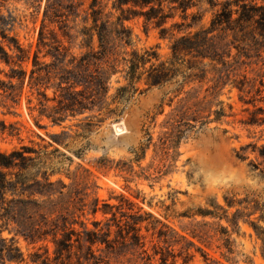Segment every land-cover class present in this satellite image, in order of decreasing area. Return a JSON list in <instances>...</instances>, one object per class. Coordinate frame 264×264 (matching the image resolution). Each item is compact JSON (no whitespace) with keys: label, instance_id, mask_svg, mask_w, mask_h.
Here are the masks:
<instances>
[{"label":"rangeland","instance_id":"rangeland-1","mask_svg":"<svg viewBox=\"0 0 264 264\" xmlns=\"http://www.w3.org/2000/svg\"><path fill=\"white\" fill-rule=\"evenodd\" d=\"M91 1H56L62 16L55 24L45 21L48 45L60 41L76 56L86 52L81 38L69 40L63 30L74 36L91 26ZM226 1L191 0L185 21L181 10H171L174 18L164 27L173 31L164 38L143 18L125 22L131 32L128 44L111 30L100 65L101 75L109 78L107 97L94 108L77 96L83 105L57 125L47 116L66 98L69 85H60L59 75L68 59L57 64L45 56L50 47L38 46L48 0H0V32L16 40L29 58L22 64L25 82L21 86L14 80V88L8 85L10 67L0 63V81L7 87V93L0 89V123L6 126L0 130V154L29 147L39 157L28 170L0 168V182L7 183L0 191V264H9L6 245L22 256L20 264H33L35 254L49 258V264H162V254L166 264H264V247L252 227L264 230V125L248 124L264 118V33L255 25L238 33L223 24L210 34L204 53L225 65L183 57V65L195 66L200 80L192 77L183 85L179 77V83L148 88L143 76L135 84L138 91L124 96H130L127 102H113L117 90L128 86L124 59L133 51L153 49L160 61L169 60L170 34L178 36L172 25L184 23L180 28L186 33L210 28ZM252 1L264 5V0ZM97 8L101 20L111 24L120 14L113 0H101ZM0 41L6 45L1 33ZM92 45L99 50L97 37ZM241 48L249 59L238 56ZM36 53L41 63L54 65L43 67L37 87L30 80ZM109 66L116 71L105 75ZM114 109L117 113H109ZM44 174L55 183L45 190L63 192L52 202L36 194L44 190L39 185L45 183ZM207 212L212 215H202ZM136 216L147 219L139 246L123 239V229ZM93 222H100V233L111 228L109 244L85 241L84 231L95 230ZM63 224L75 233L71 247L57 257L54 240L62 239L63 231L54 228Z\"/></svg>","mask_w":264,"mask_h":264},{"label":"trees","instance_id":"trees-1","mask_svg":"<svg viewBox=\"0 0 264 264\" xmlns=\"http://www.w3.org/2000/svg\"><path fill=\"white\" fill-rule=\"evenodd\" d=\"M59 0H48L44 18L43 28L40 32V39L38 46L50 47L49 51L45 56L52 57L57 64H62L68 59V65L66 68H63L64 74L59 75L61 80L60 85L63 83L69 85L68 91L64 94L66 98L60 99L57 101L58 106H55L51 110V114L47 116L53 124L61 125L66 118V114L73 113L72 110L76 105H83L84 101L78 100L77 96L83 97L84 100L89 101L92 107H97L96 103L100 101V98H106L109 93V78H106L101 75L100 67L101 63L104 62L107 55L108 40L111 30L115 34V39L128 44L131 37L130 30L125 26L126 21H130L134 18H143L145 24H154L155 27L159 28L160 37H166L167 33L173 31L172 29L165 28L164 26L168 23L169 20L174 18V14L171 13V10H181L182 19L185 21L189 15L187 14L188 10L192 7V4L189 5L191 0H113V8L120 12L119 16L116 18L115 23H109V21H102L100 16L102 14L101 10L98 9V5L101 0H92L90 3L91 14L90 18L92 21L91 26H83L79 31H75V35L71 36L68 32L63 30V37L69 40L82 39L84 44L80 45L81 49H86V52L81 53L79 56L71 53L70 49L65 47L60 41H55L48 45L47 36L44 28L45 21H48L49 24L58 23L57 19L62 16L61 6ZM109 1V0H108ZM212 1V0H211ZM177 4V6H175ZM168 7L169 11L166 12L165 8ZM211 7H214V4H211ZM236 15V17H234ZM227 24L228 29L233 32L245 33V30L250 25H255L257 31L264 33V5H258L252 0H228L226 1L222 9L215 15V18L211 22L210 28H201L199 31L195 32H184L180 27L184 26V23L178 25L177 23L172 25V28L177 29L178 36L175 34H170L173 39L171 46V58L167 61H160L158 54L153 49L146 50L143 53L133 51L128 59H124L125 65L127 67L125 73V80L128 81V86H123L117 90L113 102L125 100L127 102L130 96L125 99L124 96L128 95L131 91H138L135 88V84L139 82L143 76L145 77V83L148 88L163 86L166 84H171L172 82L179 83L177 79L182 77V84H187L190 78L193 80H200V76L196 74L195 66L183 65V57L191 56L192 58L199 59L201 61L209 59L211 62L220 61L214 59L213 56H207L204 53V50L211 45L210 34H212L217 27ZM113 26L110 29V26ZM66 27V26H64ZM191 28V26H188ZM61 30L63 29L60 28ZM3 40L6 42V45L0 41V63L5 64L10 67V74L7 76L9 79V87L14 88L12 82L14 80L19 81V84L23 86L26 79V71L22 69V64L26 62L29 58L26 57L24 49L19 45L16 40H10L5 32H0ZM173 33V32H172ZM97 37L98 42V51H95L93 48V40ZM242 52H239L238 56L240 58L245 57L249 59L250 56L247 54V49L241 48ZM54 51V52H52ZM260 56V55H259ZM63 60V61H61ZM222 65H225V62L221 60ZM69 65L73 68L68 69ZM34 69L31 70L30 80H34V85L37 87L39 83L36 84L40 78V74L44 71L43 67L54 66L53 64L47 65L39 61L38 53L35 54L33 60ZM95 68V72L91 71V68ZM116 71L114 66H109V69L104 71V74L110 75L112 72ZM38 75V77H36ZM78 87L87 88L88 92L85 93L83 90L77 91ZM6 84L0 81V89L5 91ZM60 89H63L60 86ZM243 89V85L239 87ZM39 93L40 90H39ZM46 98V95L43 94ZM64 97V96H62ZM104 109V107L102 108ZM83 110H88V108H83ZM101 111V109L99 110ZM118 109L109 110V113H117ZM91 117H86V120H89ZM248 124L253 125H264V118L257 119L256 121L251 120ZM5 124L0 123V130H5ZM33 154L37 155L38 152L33 148L22 147L20 150L12 152L9 155L0 154V168H20L22 170H28L33 167L34 163H37L39 157L32 156ZM264 155V154H262ZM2 175V174H1ZM44 184H39L42 192L36 194L47 197L49 201L52 202V197L57 193L62 195V191L59 192H48L45 190L46 187H52L55 183L49 180V176L44 174ZM36 183H40L36 181ZM6 179L0 182V191H3L6 188ZM65 187V186H63ZM228 207H232V204L228 202ZM220 210H224L219 207ZM97 208L93 209V214L97 213ZM226 212V211H224ZM203 216L212 215L210 212L207 214H202ZM215 216V215H214ZM133 222L127 224V228L123 229L127 233L123 237L122 228L120 225H117L123 239L130 238L132 244L139 246L142 242L141 235V224L147 221L146 218L142 216H136ZM149 219V218H148ZM260 220L264 221V216L260 217ZM95 230H85V241L91 246L100 243V244H109V237L111 235V228L109 227L106 232L100 233L101 230H97L100 222H93ZM252 227L258 237L262 241L264 247V230L256 225L252 224ZM55 230L61 229L63 231V238L54 240L56 244L55 253L58 257L63 255L64 251L69 249L72 245L73 233L75 230L72 227H69L68 224H63L54 228ZM106 236L104 239H99L100 235ZM77 235L80 237L79 233ZM164 234H159V238H162ZM55 239V238H54ZM229 243V241L227 240ZM16 248L13 246L6 245L5 251H7V259L9 264L13 263H22L24 262L22 256L18 257V254H14ZM167 253L169 251L167 250ZM170 254V253H169ZM38 254L34 255L33 264H49V258L37 257ZM3 260V259H2ZM162 264H166L168 257L162 254L161 257ZM6 264L5 261L2 262ZM186 263V261H185Z\"/></svg>","mask_w":264,"mask_h":264}]
</instances>
